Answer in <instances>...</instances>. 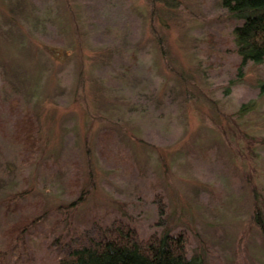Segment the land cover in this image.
<instances>
[{"label": "rangeland", "instance_id": "1", "mask_svg": "<svg viewBox=\"0 0 264 264\" xmlns=\"http://www.w3.org/2000/svg\"><path fill=\"white\" fill-rule=\"evenodd\" d=\"M243 21L225 0H0V264H55L72 222L116 220L202 264H264V60L236 49ZM13 100L39 124L31 161Z\"/></svg>", "mask_w": 264, "mask_h": 264}, {"label": "trees", "instance_id": "2", "mask_svg": "<svg viewBox=\"0 0 264 264\" xmlns=\"http://www.w3.org/2000/svg\"><path fill=\"white\" fill-rule=\"evenodd\" d=\"M225 4L231 7L236 16L244 18L243 23L234 29L236 49L243 61H263L264 0H225ZM12 102L9 109L14 116L13 138L18 142L24 159L31 161L42 151L39 124L30 109L23 110L18 100ZM79 174H74L73 184L78 183ZM89 190L84 186L76 199L60 204L55 210L75 208L85 200ZM253 191V216L264 234V209L257 189ZM27 193L28 190L21 188L6 196L3 201L6 205L16 203ZM33 220L21 217L11 225L7 233L8 248L16 249L20 246L18 239L25 238L26 226ZM75 223H71L70 229H78V233L64 242L55 264H202L197 259L188 258L182 238L169 233L144 238L133 225L123 220H116L110 225L96 224L91 228ZM15 234L18 236L15 237Z\"/></svg>", "mask_w": 264, "mask_h": 264}]
</instances>
